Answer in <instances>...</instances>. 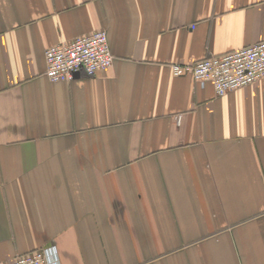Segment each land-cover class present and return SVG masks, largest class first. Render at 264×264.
Instances as JSON below:
<instances>
[{
  "label": "crops",
  "instance_id": "1",
  "mask_svg": "<svg viewBox=\"0 0 264 264\" xmlns=\"http://www.w3.org/2000/svg\"><path fill=\"white\" fill-rule=\"evenodd\" d=\"M106 30L111 68L45 76ZM264 40V0H0V264H264V79L174 76Z\"/></svg>",
  "mask_w": 264,
  "mask_h": 264
},
{
  "label": "built area",
  "instance_id": "2",
  "mask_svg": "<svg viewBox=\"0 0 264 264\" xmlns=\"http://www.w3.org/2000/svg\"><path fill=\"white\" fill-rule=\"evenodd\" d=\"M45 76L51 83L71 82L78 74L88 77L111 68L106 30L49 47L44 52ZM174 76L190 75L196 82L211 83L216 96L252 85L264 79V40L220 56H211L190 65L170 66ZM2 264H59L51 247L17 256Z\"/></svg>",
  "mask_w": 264,
  "mask_h": 264
}]
</instances>
